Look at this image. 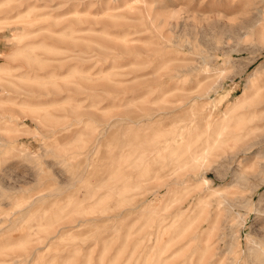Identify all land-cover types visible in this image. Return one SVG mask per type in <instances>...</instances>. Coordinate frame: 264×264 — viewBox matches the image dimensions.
<instances>
[{
	"label": "rangeland",
	"instance_id": "374dc122",
	"mask_svg": "<svg viewBox=\"0 0 264 264\" xmlns=\"http://www.w3.org/2000/svg\"><path fill=\"white\" fill-rule=\"evenodd\" d=\"M261 105L264 0H0V264H264Z\"/></svg>",
	"mask_w": 264,
	"mask_h": 264
},
{
	"label": "bare ground",
	"instance_id": "6f19581e",
	"mask_svg": "<svg viewBox=\"0 0 264 264\" xmlns=\"http://www.w3.org/2000/svg\"><path fill=\"white\" fill-rule=\"evenodd\" d=\"M257 96H259V88L256 90V91H253L252 93H251V95H249V94H247L246 92L239 98V101L237 102V104L240 106V105H242V106H246L247 104H249V103H252L253 105H255V106H259L260 104L259 103H261L260 102V100H256V97ZM259 98H261V97H259ZM262 104V103H261ZM261 106H263V105H261ZM264 107V106H263ZM222 118V117H221ZM229 119V117H227V115H226V117L224 118V121H223V124L221 123V125L219 126V128H221V129H225L227 126H226V124H224L225 123V120H228ZM209 125H211V122H209ZM213 149V148H212ZM99 157V156H98ZM203 159V158H202ZM197 161V160H196ZM158 177V176H157ZM166 177V176H165ZM83 178V177H82ZM159 178V177H158ZM82 181V180H81ZM167 182V181H166ZM134 204V203H133ZM143 207V206H142ZM124 208V207H123Z\"/></svg>",
	"mask_w": 264,
	"mask_h": 264
}]
</instances>
